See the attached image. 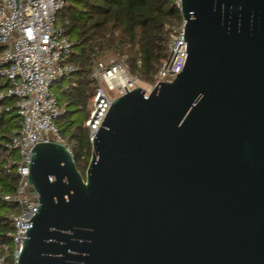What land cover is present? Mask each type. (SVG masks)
<instances>
[{
    "label": "water",
    "instance_id": "1",
    "mask_svg": "<svg viewBox=\"0 0 264 264\" xmlns=\"http://www.w3.org/2000/svg\"><path fill=\"white\" fill-rule=\"evenodd\" d=\"M171 81L116 97L85 175L36 142L17 264H264V0H179Z\"/></svg>",
    "mask_w": 264,
    "mask_h": 264
},
{
    "label": "built area",
    "instance_id": "2",
    "mask_svg": "<svg viewBox=\"0 0 264 264\" xmlns=\"http://www.w3.org/2000/svg\"><path fill=\"white\" fill-rule=\"evenodd\" d=\"M67 1L0 0V100L12 99L13 103L4 108H14L21 121L3 145L4 167L13 170L17 177L15 192L4 198L17 203L19 210L9 213L13 230L0 238V264H17L19 250L27 237L28 220L40 204L38 191L28 181L31 149L36 142L53 140L72 152V145L56 123L65 108L60 106L53 89L69 79L77 68L71 60L70 36L57 24V14ZM172 28L167 58L147 86L139 75L131 72L126 54L106 61L97 56L98 49L95 51L91 77L97 85L85 121L91 143L116 97L138 86L145 89L147 96L159 81H171L183 69L188 54L184 20Z\"/></svg>",
    "mask_w": 264,
    "mask_h": 264
},
{
    "label": "trees",
    "instance_id": "3",
    "mask_svg": "<svg viewBox=\"0 0 264 264\" xmlns=\"http://www.w3.org/2000/svg\"><path fill=\"white\" fill-rule=\"evenodd\" d=\"M179 0H68L57 14L58 24L63 26L72 41L71 60L76 71L67 79L69 85L60 87L57 95L65 111L56 119L62 135L72 145L76 165L85 175L91 154L85 121L90 115L96 89L91 77L94 53L98 49L126 54L130 70L145 81L157 74L162 61L168 55V42L172 27L183 22ZM1 49V47H0ZM12 99L0 100V238L13 230L9 218L11 211L19 210L15 202L4 196L15 192V172L4 167L6 152L4 143L13 130L20 127V117L14 108L6 110ZM64 105V106H63ZM72 108L82 110L80 119L71 117Z\"/></svg>",
    "mask_w": 264,
    "mask_h": 264
},
{
    "label": "rangeland",
    "instance_id": "4",
    "mask_svg": "<svg viewBox=\"0 0 264 264\" xmlns=\"http://www.w3.org/2000/svg\"><path fill=\"white\" fill-rule=\"evenodd\" d=\"M57 24H58V21H57ZM117 55H118V53H115V52H113V51H105V52L103 53V55H102L101 58H103L104 60L107 61V60H109L110 58L116 57ZM152 80H153V79H152ZM152 80H151V81H152ZM151 81H145V80L142 79V84H143L144 86H147ZM68 85H69V82H68V80L65 79V80H63L61 83L54 85L53 89L56 91V94H57L58 91H60V87L63 88V89H65V88L68 87ZM57 95L60 96V94H57ZM63 106H64V105H63ZM72 111H73V113L71 114V117L74 118V119H80V118H82V117L84 116V112H83L82 110H77V109H75V108H72ZM57 124H58L59 126L62 125L61 120H60V122L57 121Z\"/></svg>",
    "mask_w": 264,
    "mask_h": 264
}]
</instances>
